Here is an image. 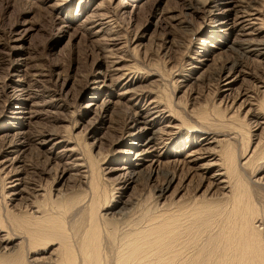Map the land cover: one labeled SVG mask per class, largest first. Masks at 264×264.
I'll return each instance as SVG.
<instances>
[{
    "label": "rangeland",
    "instance_id": "rangeland-1",
    "mask_svg": "<svg viewBox=\"0 0 264 264\" xmlns=\"http://www.w3.org/2000/svg\"><path fill=\"white\" fill-rule=\"evenodd\" d=\"M244 10L257 13L254 17L256 20L245 29L242 23L245 19L236 21L235 18L246 12ZM231 20L235 21L232 28L225 24ZM252 32L254 36L244 34ZM252 42L254 46L262 48V55L245 52L243 45ZM239 53L243 54L242 59ZM235 60L243 65L245 72L229 91H224L223 83L217 82L215 78L224 64ZM17 64L20 69L24 65L27 67L21 73L13 72ZM39 72H43L44 76ZM95 78L98 79L97 84H93ZM19 79L29 97L27 110L33 116L30 121H24L23 131L32 141H29V148L22 154L24 185H33L29 183L34 181L42 186L43 194L47 197L26 203L31 205L33 201L43 205L47 201L43 206L54 208L52 203L55 202V216H61L63 208L60 203L63 200L60 196L73 195L72 201V196L66 198L70 205L65 203L70 209L65 217L68 220L67 228L70 225L81 227L82 213L75 218L72 216L76 210L74 202L78 203L83 198L81 193L84 191L87 195L89 190L80 187L79 192L77 186L75 192H71L74 189L71 186L77 184L78 177L74 176L76 171L69 172L64 177V183H60L63 168L82 161L88 165L91 160L89 157H92L99 167L94 170L101 171L97 172L99 180L96 184L100 185L103 192L105 190L106 197L112 191L116 197V193L120 192L117 187L122 182L119 178L122 173L110 170L120 166L116 164L117 155L127 153L128 143L134 137L131 135L144 127L140 123L123 128V115L137 112L146 116L148 111H155V103L166 111L163 115L164 111L158 109L160 114L156 128L167 125L172 114L188 127L184 126L176 133L178 139H175L174 144L181 142L180 139L183 142L169 149L173 151L172 156L163 160V170L170 172L168 170L177 167L175 161L186 158L184 153H175L181 149L180 144L183 143L186 148L196 147L205 131L211 133L212 130L215 136L228 132L229 135L225 133L227 139L236 142L234 147L238 155L246 150L248 153L256 150L254 164L245 169L239 168L242 171H238L246 179L244 189L248 188L252 204L255 203L260 215H264V174L261 176L262 184L260 181L255 183L257 179L253 177L256 168L264 164V0H0V100L3 101H0V114L3 110L1 107L6 105V100L11 96L14 81ZM126 81H130L127 87L124 85ZM240 90L247 93L241 101L235 102V95ZM124 91H128L127 94ZM9 109L10 106L4 108V113ZM4 115L0 120L1 150L18 131L12 128L17 124L9 118L10 113ZM47 133L65 139L66 144L57 147L54 154H48L43 147L40 151L36 144L39 142L36 139ZM88 143L93 145L91 149L85 146ZM71 147L77 148L76 152ZM1 150L2 160L7 155H3ZM78 158L81 161L75 160ZM122 158L125 159V156ZM144 164L145 167L148 165L146 162ZM7 171H0V187L4 184V188H0L2 219L12 213L20 216L21 212L29 211H26V207H20L23 202L7 201L10 191L9 175L5 176ZM143 172L134 196L139 198L137 217L142 216V220H145L147 216L149 219L154 212L160 211L161 206L156 199L157 184L148 181L147 173ZM180 202L177 200L176 205ZM165 205L166 208L173 207L169 202ZM174 210L177 209L171 211ZM6 213L9 215L4 217ZM159 220L162 218H156L155 222ZM6 222L4 226L8 225ZM216 222L208 230L214 228ZM261 225L259 228L264 229V225ZM208 230L202 237L204 240L197 243L199 247L196 245L201 252L209 250L211 246L205 239ZM71 233L69 235L72 238ZM177 237L183 242H191L194 234L180 232ZM56 248L52 247V250ZM185 251L187 258L196 253L188 248L183 253ZM61 254L59 251L54 255L59 258L58 263H48L64 264ZM36 257L39 263H43V258L48 259L49 256L37 253ZM173 258L172 254H168L165 260L174 264L170 262ZM176 261H179L178 257ZM25 262L28 264V261Z\"/></svg>",
    "mask_w": 264,
    "mask_h": 264
},
{
    "label": "bare ground",
    "instance_id": "bare-ground-1",
    "mask_svg": "<svg viewBox=\"0 0 264 264\" xmlns=\"http://www.w3.org/2000/svg\"><path fill=\"white\" fill-rule=\"evenodd\" d=\"M57 5L59 6V4ZM255 12L248 13V11H246L240 13L235 16L236 21L245 19V21H242L245 25V29V27L252 25L253 21L256 20L254 17L257 13ZM244 13H248L249 15L243 16ZM232 23L235 24V21L231 20L230 23L225 24H227V27L232 28ZM253 32H255V29ZM253 32L244 34L254 36ZM243 48L247 54H263L261 52L262 48L260 46H254L253 42L248 44L245 43ZM239 54L240 59H242L244 51L243 54ZM17 66L20 65H15L12 70L13 72L21 73L24 71L23 69L27 67L24 65L23 68L20 69ZM242 66L243 65L239 61L235 60L233 62H227L220 68L215 80L223 83V87L225 88L224 91H229L232 84L239 76L243 75L245 71H243ZM33 74L31 76H33ZM35 75L37 76V74ZM20 80L21 79L14 81V86L12 89L10 88L11 96L9 95V99L6 100V105L1 107V109L4 110V108L10 106V109L5 113L2 110L0 120L6 116L4 114L10 113L9 118L17 124V126L14 125L12 128L18 131L14 133V138H11V140L9 139L2 147V150L0 149L3 155H7V157L5 156L6 158L3 156L4 159H0V171L9 170L6 173L4 172L5 176L9 175L10 179V187H8L10 191L7 194V201L23 202V206L20 204V207H26V211L28 209L29 211L21 212L20 216L17 215L19 219L13 213L12 215L10 214V216H6L8 213L4 214V217L6 216L5 218L3 217L4 219L0 217V264H26L25 261H28V264H49L48 261H55L58 263L59 258L54 255L59 251L62 252L61 257L64 264H169V262L165 260L168 254H172L174 257L170 261L174 264H264V229L259 228L261 224L264 225V215H260L261 213L255 203H253L254 205L252 204L253 201L251 202L248 188L244 189V182L246 179L244 180L238 171L254 164L256 150L254 149L253 152L251 151L249 153L246 150L247 153L245 151V153L238 155L237 152V154L235 153L236 150L234 147V143L236 142L233 143L231 139H227L229 135L228 132H225L228 134L226 135L217 130L221 132V134L215 136L212 130L211 133L205 131L203 132V136L199 137V142L196 147L186 148L183 146V143L182 145L180 144L181 149L175 153H184L186 158L183 160H174L176 163L175 166L177 167L167 172V169L163 170V166L161 167L163 160H167L172 156L173 151L171 152L169 150L172 146L175 147L178 143L183 142V139H180L181 142L177 141L175 142L176 144H174L177 138L176 133L180 131V128L184 126L187 127V124L178 121L172 114L167 125L156 128V122L159 118L158 114H160L158 109L160 112L165 110L161 109L158 103H155L156 106L153 107L155 111H148L146 116L143 113L137 112L123 115V124H125L123 128H129L133 124L140 123L144 124V127L139 132L131 135L134 137L128 143L129 149L127 153L122 152L117 155L118 158L116 160L118 161L116 164L120 166L110 170L112 172L121 171L120 173H122L119 175L122 182L119 184L120 186L117 187L120 192L116 193V197H114L113 191L111 192L112 194H110L109 191L108 193L110 196L108 194L109 197H106L105 190L103 192L100 185L98 186V184H96L97 180H99L97 174L99 171L96 172V170H94V168L98 166H96L95 163L97 161L92 160V157L88 156L92 160H89L90 165H86L84 161H82L80 164H74L71 167L68 166V168H63L60 183L63 182L64 177H66L69 172L76 171L74 176L76 178L78 177V179H76L77 184L71 186L74 188L71 192H75L77 186H79V189L80 187H83V189L86 187L89 190L86 193L87 195H85L82 190L83 192L81 194L83 198L78 203L74 202L76 210L72 216L75 218L76 215L82 213L83 219L80 220L81 227L76 228L70 225V227L67 228L66 221L68 220H65V217L70 210L67 208L70 203H68L69 201L66 198L72 196V201L74 198L73 195L60 196V199L63 200L60 203L63 211L61 216H55L57 215L55 213L56 211H54V209L57 210V207L53 204L55 202H50L52 206L54 205V208H47L48 205L46 207L43 206L47 201L43 205L39 202H33L39 200H35L36 198L44 197L47 199L43 194L42 186H38L34 181L29 183H33V185H24L26 182L25 177L22 176L24 169L22 154L29 148V141H31L26 136V132L23 131L25 128L24 121H30L33 116L30 115V111L28 112L27 110L29 97ZM42 81L40 83H42ZM97 81L98 79L95 78L93 84H97ZM129 82L130 81L124 84L125 87L129 86ZM127 92L128 91H124L126 94ZM246 93L241 92V90L238 91L237 95H235V102L241 101ZM165 112L166 111L163 112V115ZM150 114L151 116H149ZM180 122L182 124H180ZM21 125L22 127L20 128ZM230 132L232 133V130ZM93 139L96 140L97 138ZM36 140L39 141L36 143L38 149L40 150V148L43 147V150L49 152L48 154H54L57 147L61 144H66L64 141L65 139H59L54 133H47V135L41 136ZM229 141L231 143H229ZM262 142V144H264V141ZM85 146L90 147L93 145L88 143ZM76 149L77 148H73L74 152H76ZM259 149H261L260 146ZM73 150L71 149V152H73ZM263 154L261 153V155ZM122 156H125V159H123ZM83 157H85V155ZM75 160L81 161L79 158ZM262 160H264V158ZM145 162L148 164L146 167L144 166ZM258 163L260 164V162ZM262 164L259 167L256 166L257 168L254 175L252 174L253 177L257 179L255 183L260 181L259 183L262 184L261 181L263 180L261 179L263 177L262 174H264V164ZM143 171L147 173L148 181L157 184L155 188L157 195L156 199L159 201L157 204L161 206L160 211H158V208V210L155 209L158 212H154L152 216H150L151 219H148L147 216L145 220H142V216H140L141 218L137 217L139 204H137V195L134 196V190L141 180L140 176L144 173ZM99 173H101V171ZM100 176H103V174H100ZM101 179H103V177H101ZM262 185L264 186V184ZM2 188H4V186ZM2 190L4 191V189ZM77 191L81 192V189ZM0 196L2 197V194ZM31 200H33L31 205L26 203ZM177 200L181 201L178 205H176ZM161 202L163 203L160 204ZM166 202H169V204H171L170 206L173 207L166 208ZM65 203H67V206ZM155 206L157 207V205ZM164 206L165 208H163ZM173 208L177 210L171 211ZM160 212L162 213L159 214ZM168 212H170V214H167ZM153 216L154 218L152 219ZM156 218H162V220L155 222ZM5 221L8 223L7 226H4ZM215 222V227L208 230ZM207 230L208 236L205 239L211 246L209 250L206 249L201 252L196 245L200 243L199 241L204 240L202 237ZM69 232H72V238ZM180 232L193 233V241L183 242L179 240L177 236ZM56 246L57 248L52 250V247ZM187 248L192 249L196 253H193L187 258L186 251L183 253V250ZM37 253H43L49 257L48 259L44 257L43 259L45 262L39 263V259L36 257ZM24 257L27 258V260H25ZM177 257L179 261L175 262Z\"/></svg>",
    "mask_w": 264,
    "mask_h": 264
}]
</instances>
